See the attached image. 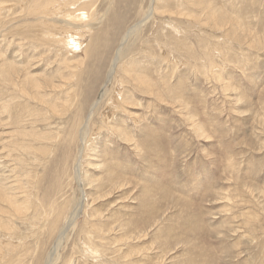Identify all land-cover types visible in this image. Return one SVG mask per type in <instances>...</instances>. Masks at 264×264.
<instances>
[{
    "label": "rangeland",
    "instance_id": "1",
    "mask_svg": "<svg viewBox=\"0 0 264 264\" xmlns=\"http://www.w3.org/2000/svg\"><path fill=\"white\" fill-rule=\"evenodd\" d=\"M213 2L239 20L240 38L225 34L228 23L213 26L199 7H190L196 14L191 20L161 12L167 3L175 9L176 0H96L90 15L73 16L77 27L59 22L60 12L52 11L62 29L85 32L74 35L82 42L78 49L24 38L28 28L36 34V17L22 15V2L0 0V65H23L40 78L55 76L57 83L65 73L62 58L84 56L73 68L75 79L66 80L77 98L64 113L0 79V171L31 198L23 215L4 219L11 229L0 232V240L15 246L7 253L15 264H264V0ZM113 11L124 16L116 35L106 30L107 20L102 23ZM142 16L146 22L135 27L141 28L139 38L131 36L121 50L123 35ZM172 28L184 44L170 39ZM125 65L142 70L160 90L117 82ZM120 85L129 102L124 110L111 109ZM51 90L46 88L51 101L64 98ZM6 103L9 113L2 108ZM189 114L208 138L196 135ZM27 131L56 135L51 143L42 140L52 144L50 153L29 149L39 141ZM84 141L100 152L88 157L102 164L95 169L86 160L76 173Z\"/></svg>",
    "mask_w": 264,
    "mask_h": 264
},
{
    "label": "bare ground",
    "instance_id": "2",
    "mask_svg": "<svg viewBox=\"0 0 264 264\" xmlns=\"http://www.w3.org/2000/svg\"><path fill=\"white\" fill-rule=\"evenodd\" d=\"M10 1V0H5V2ZM13 1H17V2H22L20 3L22 5V15L26 16V15H34L36 17V22L33 23V25L36 28V34L30 35L29 33V28L27 29V33L26 35H22L24 38H33L34 40L40 42V38L42 39H46V40H51V41H55V44L57 43V41L61 42L63 41V46L64 44L68 45V46H73L74 48H78L80 47V39H76V37L78 38V36H74V35H81L84 36L85 32L81 29V30H74V32H70L69 30H65L64 28L62 29L61 27H63L60 23L56 22V19L54 20L53 18H50V15L53 13L52 11H57L60 12V19L59 22H64L71 24L70 22H74L75 18L73 16H76V18L78 17H85L87 16L90 12L89 9L90 7L96 2V0H13ZM174 1V0H173ZM177 3L175 4V9L174 6L169 5L167 3V5L160 7L161 8H165L163 9L161 12H163L166 15L169 16H176V17H180L186 20H191L192 18H195L196 14L194 11V9H191L190 7H194V8H200V11H205V17L207 20H209L213 26H217V27H223L225 26L227 23L229 24L230 28H227L225 31L226 35H236L234 36V38L238 39L240 38V36H238V34H236V32H238L237 29H241V23L239 22V20L235 17H230L229 14H227L226 12L222 11V9L216 5V3L213 2V0H176ZM186 1V2H185ZM154 2V1H153ZM157 2V1H156ZM181 2V3H180ZM156 4V3H155ZM154 4V5H155ZM161 4V3H160ZM165 4V3H164ZM120 5V4H119ZM124 6V5H123ZM122 6V7H123ZM13 7V5H8L7 8L11 9ZM145 7V6H144ZM4 8L3 4L2 6H0V9ZM154 8V7H153ZM126 9V8H125ZM141 9V8H140ZM175 11H174V10ZM117 10V9H116ZM118 11H113L111 13V15H107L106 19L103 22H107V27L106 30L108 31L109 28L111 29L112 32H114V35L117 34L118 30L116 27H118V22L121 24L122 22V18H124L123 15L117 13ZM120 12V11H119ZM155 12V11H154ZM160 12V11H159ZM199 12V11H198ZM121 13V12H120ZM57 14V12H56ZM94 14V13H91ZM108 14V13H107ZM163 14V15H164ZM59 15V14H58ZM62 15V17H61ZM90 15V14H89ZM162 15V16H163ZM121 16V17H120ZM165 16V15H164ZM203 16V15H202ZM64 17V18H63ZM89 17V16H88ZM67 18H69V20H67ZM74 18V19H72ZM105 18V17H104ZM87 19V18H86ZM150 19V18H149ZM58 20V19H57ZM85 20V19H84ZM146 20V19H145ZM144 17L142 16L141 19L139 21L136 22L135 25L131 26L125 33V35H123V37H126L123 39L122 41V48L127 45L128 42H130L129 38L131 36H134L131 39H138L139 35H137V33L139 32V30H141V28L139 29H135V27L137 26H141L144 24ZM206 20V21H207ZM238 20V21H237ZM149 21V20H148ZM96 22V21H95ZM146 22V21H145ZM164 22V21H163ZM162 22V24H163ZM98 22H96L97 25ZM208 23V22H207ZM75 24V23H73ZM77 24V23H76ZM75 24V25H76ZM79 24V23H78ZM77 24V25H78ZM105 23H103L104 26ZM76 25V27H77ZM101 25V24H100ZM99 25V26H100ZM173 25V24H172ZM29 25H24L23 27H28ZM66 26V25H65ZM79 26V25H78ZM84 26V25H83ZM90 26V25H89ZM88 26V27H89ZM94 26V25H93ZM102 26V27H103ZM112 26V27H111ZM116 26V27H115ZM161 26V25H160ZM175 26V25H174ZM173 26V27H174ZM81 27V26H80ZM85 27V26H84ZM87 27V26H86ZM87 27V28H88ZM97 27V26H96ZM94 27V28H96ZM101 27V28H102ZM121 27V25H119V28ZM158 27V26H157ZM73 28V26H72ZM82 28V27H81ZM93 28V27H92ZM91 28V29H92ZM93 28V29H94ZM99 28V27H98ZM104 28V27H103ZM166 28V27H165ZM67 29V28H66ZM85 29V28H84ZM97 29V28H96ZM95 29V30H96ZM100 29V28H99ZM160 29V28H159ZM86 30V29H85ZM89 30V29H88ZM101 30V29H100ZM163 30V29H162ZM174 35L171 36L170 39L176 40V41H181L179 37L178 39H176L177 32L172 28ZM223 30V31H224ZM94 31V30H93ZM107 31H104V33H106ZM88 32V31H87ZM180 32V31H179ZM217 32V31H216ZM91 33V31L89 32V34ZM89 34H87L86 36H88ZM103 36V32L101 33ZM224 34V35H225ZM243 34V33H242ZM92 35V34H91ZM156 35V34H155ZM106 36L107 33H106ZM128 36V37H127ZM178 36V35H177ZM90 37V36H88ZM157 37V36H155ZM107 38V37H106ZM109 38V37H108ZM88 39V38H87ZM100 39V38H99ZM98 39V41H99ZM110 39V38H109ZM121 39V38H120ZM129 39V40H128ZM159 39V38H158ZM254 40V39H253ZM42 41V40H41ZM91 41V40H90ZM96 41V39H95ZM154 41H159L154 39ZM58 42V43H59ZM97 42V41H96ZM111 42V41H110ZM41 43V42H40ZM43 43V42H42ZM47 43V42H46ZM82 43V42H81ZM86 43V42H84ZM157 43V42H156ZM167 43V42H165ZM182 44H184L183 41H181ZM60 44V43H59ZM58 44V45H59ZM96 44V43H95ZM98 45V44H97ZM62 46V44H61ZM163 46V45H162ZM183 46V45H182ZM67 47V46H66ZM72 47V48H73ZM83 47V46H82ZM107 47V46H106ZM68 48V47H67ZM87 48V47H86ZM94 48V47H93ZM163 48V47H162ZM69 49H71V47H69ZM79 49V48H78ZM83 49V48H82ZM80 49V50H82ZM89 49V48H88ZM152 49V48H151ZM150 49V50H151ZM165 49V47H164ZM72 50V49H71ZM71 50H67L65 51V55L68 52H71ZM77 50V49H76ZM96 49L94 48V51ZM75 51V50H74ZM79 51V50H78ZM154 52V50H152ZM159 51H161L159 49ZM163 51V50H162ZM211 51V50H210ZM52 52V49H51ZM73 52V51H72ZM150 51H148L149 53ZM164 52V51H163ZM61 53V51H60ZM162 53V52H161ZM192 53V52H191ZM76 52L72 53L71 57L68 56H64L62 58V64H63V68L65 67V73L61 72L59 73V79L57 81V83H55V76H47L44 78H40L39 76L36 75H32L31 73H29V71H26L23 65L21 66H15L9 62H4L3 64L0 65V79L1 81L5 82L6 84L8 83L9 85L17 88L19 94H21L22 96H24L25 98H29L31 100H35L36 99H42L43 101H47L49 103V108L48 110H50L51 112L56 111V113H64V111H67V108L71 107L74 104V101L76 100V96H77V91L74 92L70 89V85H69V89L67 88V83L66 80H74L75 79V75L78 73L76 72L74 69H77V65L78 62L80 64V62H82V59L84 58V56L80 55L77 56L76 58L74 56H76ZM91 54V52H90ZM99 54V53H98ZM59 55V54H58ZM62 55V54H61ZM89 55V54H88ZM94 55V54H93ZM122 51L120 53V58L118 59V62L121 60L122 58ZM166 55V54H165ZM168 55V53H167ZM63 56V55H62ZM97 53L95 52V57H97ZM86 57V56H85ZM88 57V56H87ZM86 57V58H87ZM94 57V56H93ZM127 57V56H126ZM79 58V59H78ZM168 58V57H167ZM173 58V57H172ZM163 60L166 59L165 56L162 57ZM174 59V58H173ZM78 60V61H77ZM77 61V62H76ZM84 61V59H83ZM172 61V60H171ZM211 61V60H210ZM77 63V64H76ZM174 63V62H173ZM212 63V61L210 62ZM85 64V63H84ZM177 64V63H176ZM134 65V64H133ZM81 66V65H80ZM116 66V65H114ZM114 66H112L111 70L114 68ZM119 67V66H118ZM134 67V66H133ZM132 66H127L125 65V68L122 69V74H119V71L117 70V82H121V83H128L131 81V84L133 85L134 88L140 89V90H146L150 93H153L155 85L153 84L152 80L150 77H148L146 74H144L142 72V70H136L135 68H133ZM74 68V69H73ZM79 68V67H78ZM73 69V70H71ZM80 69V68H79ZM83 69V68H82ZM115 71V70H114ZM114 73V72H113ZM116 73V72H115ZM163 73V72H162ZM112 74V73H111ZM167 74V71L165 72V76ZM78 75V74H77ZM110 75V72H109ZM74 76V77H73ZM74 78V79H72ZM77 79V78H76ZM164 79L165 78H160V84H164ZM64 80V81H63ZM73 82V81H72ZM75 82V81H74ZM166 83V82H165ZM130 84V83H128ZM228 84V83H227ZM225 84L223 87L226 90L228 88V85ZM165 85V84H164ZM73 86V83L72 85ZM124 86V84H123ZM122 85H120L118 91H115L116 93H114V97L111 103V109H125L124 104H127L128 101V96H126L125 94L121 93V88L123 87ZM159 86V85H158ZM166 86V85H165ZM46 88L51 89H56L59 90V92H61V94L63 93L65 96L64 98H61L60 96H56L54 95V100L51 101V99H49L50 97H48V89L46 91ZM74 88V87H73ZM82 88V87H81ZM161 88V86H159L157 89ZM84 89H86V87H84ZM165 89V88H164ZM163 89V90H164ZM69 90V91H68ZM83 90V89H81ZM156 90V89H155ZM160 90V89H159ZM52 91V90H51ZM65 91V92H63ZM67 91V92H66ZM51 93V92H50ZM67 93V94H66ZM82 93V92H81ZM233 93V92H231ZM224 95V94H223ZM170 98V97H169ZM241 98V97H240ZM103 99V94L99 97V100ZM41 100V101H42ZM60 100H64L62 101L60 104H57L58 101ZM236 100V99H235ZM78 101V100H77ZM98 101V100H97ZM76 102V101H75ZM95 105V104H94ZM8 104H3L2 108L3 111H6L7 113H9L8 110ZM45 106V105H44ZM41 107V106H40ZM128 107V106H127ZM42 109V107H41ZM54 110V111H53ZM187 110V109H186ZM70 111V109H69ZM113 111V110H110ZM183 111V109H182ZM192 111H194L192 109ZM191 111V113H192ZM45 112V111H44ZM94 112V111H93ZM189 112V111H187ZM109 113V112H107ZM51 114V113H50ZM69 114V113H68ZM71 114V113H70ZM94 114V113H93ZM45 115V114H44ZM47 115L48 112H47ZM186 115H188L186 113ZM191 115V114H189ZM106 116V115H105ZM67 117V116H66ZM103 117V115L101 116ZM187 117V116H186ZM193 115H191V124L194 125V129L196 131V135L198 136H203V137H207L205 133V130L202 128V124L197 121V119L195 120V118H192ZM109 118V114L106 116V118H104V123L103 125L107 126L108 123L106 122V119ZM102 120V118H101ZM188 121V120H187ZM2 122V121H0ZM109 122V121H108ZM107 124V125H106ZM83 125V124H82ZM103 125H101L103 127ZM111 125V124H110ZM85 126H82L81 128V133H83L85 131L84 129ZM112 131L116 132V134L118 133L123 140H131L129 139V137L123 132L122 128H117V125L113 128L111 125ZM24 129V128H23ZM17 131V130H16ZM23 131V130H22ZM25 131V130H24ZM78 131V130H77ZM49 133V131H48ZM25 136H27L28 138L30 137L31 139L36 141H39V145L36 146L33 144L31 145V148L38 149L39 153L41 155H46L48 152L50 153L51 150V145L50 144L52 141L51 139L56 136H48V134H45L43 132H35V131H27V133H24ZM71 134V132H70ZM53 135V134H52ZM74 139V136H70V139ZM68 139V138H67ZM42 140H46L49 142H42ZM68 141V140H67ZM32 143V142H31ZM28 143V144H31ZM41 143V144H40ZM44 143V144H43ZM85 144L84 148H83V152L81 151V154L79 156V164L75 166V170L76 173L80 170L79 165L82 166L83 162L89 163L88 165H91L93 168H97L100 166L101 161L96 158V157H100V152L98 153L97 149H95V147H90L91 145L88 144V141H84L83 145ZM91 144V143H90ZM134 145V144H133ZM25 146V145H23ZM135 146V145H134ZM136 148V147H135ZM138 148V147H137ZM53 150V149H52ZM85 151V153H84ZM39 153H37L39 155ZM93 153V154H91ZM84 154V155H83ZM89 155H95V158H89ZM89 156V157H88ZM41 157V156H40ZM81 157H83L82 160ZM88 159H87V158ZM42 160V159H41ZM37 161V160H36ZM81 163V164H80ZM102 164V163H101ZM104 165V164H103ZM85 166V165H84ZM102 167V166H101ZM108 171L110 170L109 168L107 169ZM107 170H104V173L108 172ZM117 170V169H116ZM84 171V170H83ZM87 171V170H85ZM100 173V172H99ZM110 173V172H109ZM27 174V173H26ZM84 174V173H83ZM104 175V174H103ZM107 175V174H106ZM117 175V174H116ZM83 176V175H82ZM86 176V175H85ZM35 179L37 178L36 174L34 175ZM101 177V176H100ZM99 177V178H100ZM105 177V176H104ZM110 177V176H109ZM11 178V177H10ZM92 178V177H91ZM114 178V177H112ZM7 179H9L8 177H6V175H3V172L0 171V232L2 231H9L11 228L8 225H5V220L4 219H8V215H16L18 217H20L21 215H23L29 208H30V201H29V195H30V191L27 190V188H25L23 185H21L20 182H17L16 184L18 185H14V184H9L8 181H6ZM82 179V177H81ZM124 179V178H123ZM112 180V179H111ZM118 180V179H117ZM13 181V180H12ZM11 181V182H12ZM36 182V181H35ZM34 182V184H35ZM85 183V180H84ZM111 183V182H110ZM86 184V183H85ZM84 184V185H85ZM90 184V183H89ZM96 184V183H95ZM113 185V184H111ZM104 186V185H103ZM87 187V186H86ZM97 187V186H96ZM88 188V187H87ZM90 188V187H89ZM26 190V191H24ZM88 190V189H85ZM99 192V191H96ZM101 192V191H100ZM86 194V193H85ZM115 194V193H114ZM88 196V193L86 194ZM99 195V194H98ZM97 195V196H98ZM96 196V195H95ZM86 199V198H85ZM31 200V198H30ZM87 202V201H86ZM87 205V204H86ZM89 205V204H88ZM189 206V205H186ZM52 209V208H51ZM44 212V211H43ZM53 212H56L55 210ZM59 212V211H57ZM49 213V212H48ZM60 213V212H59ZM58 213V214H59ZM52 214V212H51ZM57 214V215H58ZM77 215L76 211L72 212V214L70 215V218L68 219V221H71L75 215ZM58 217V216H57ZM11 218V217H10ZM53 219V218H52ZM110 219V218H109ZM113 220V219H112ZM10 221V220H9ZM52 221V220H50ZM55 222V220H53ZM52 221V223H53ZM116 221V220H115ZM73 222V221H72ZM93 222V221H92ZM68 223V222H67ZM91 223V222H90ZM58 224V223H57ZM51 226V224L48 223V226ZM97 225V224H96ZM49 226V227H50ZM57 226V225H56ZM97 227V226H96ZM99 227V225H98ZM97 227V228H98ZM96 228V229H97ZM93 229V228H92ZM95 229V228H94ZM108 229V228H107ZM65 230V229H64ZM69 230V229H68ZM101 231V230H100ZM103 231V230H102ZM65 232V231H64ZM101 233V232H100ZM104 233V232H103ZM61 234V233H60ZM59 234V235H60ZM9 235V234H8ZM62 235V234H61ZM100 235V234H99ZM5 236V235H4ZM10 236V235H9ZM11 237V236H10ZM63 238H58L56 243H54V246L52 247L51 251H54L55 249H58L57 246L60 243V240H62ZM6 240V239H5ZM35 243V242H34ZM38 244V243H37ZM35 245V244H34ZM17 247V246H16ZM38 248V247H37ZM13 249H15L14 244H12V242L6 240L2 241L0 240V264H15V262L17 261L12 260L11 257H9L8 254H10ZM50 251V254H51ZM8 253V254H7ZM53 253V252H52ZM7 254V255H6ZM8 261V262H6ZM20 263V262H18ZM17 263V264H18Z\"/></svg>",
    "mask_w": 264,
    "mask_h": 264
}]
</instances>
